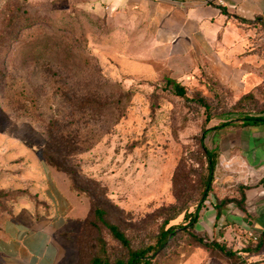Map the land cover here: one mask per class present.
I'll return each mask as SVG.
<instances>
[{
    "label": "rangeland",
    "instance_id": "374dc122",
    "mask_svg": "<svg viewBox=\"0 0 264 264\" xmlns=\"http://www.w3.org/2000/svg\"><path fill=\"white\" fill-rule=\"evenodd\" d=\"M128 20L83 0H0V127L22 129L24 138L40 143L49 119L56 118L61 131L79 135L70 164L79 165L71 189L80 213L55 237V264H88L104 242L113 256L123 254L96 223L97 202L133 248L149 245L165 221L184 224V214L200 204L207 173L202 144L212 149L221 132L238 126L216 129L224 122L264 115V71L248 66L222 79L212 66H160L147 54L141 24ZM166 78L182 86L185 96L175 94ZM215 160V176L222 179L229 170L221 152ZM229 173L241 174L237 168ZM89 180L106 188V198ZM224 182L230 184L221 181L220 193ZM14 190L0 191V216L11 214L19 200L33 202L27 189ZM216 193L204 201L195 225L206 244L214 235L204 214ZM175 233L155 264H206L212 255L224 256L188 241L179 229ZM234 233L232 247L254 246L245 231ZM230 260L241 264L238 256Z\"/></svg>",
    "mask_w": 264,
    "mask_h": 264
},
{
    "label": "crops",
    "instance_id": "0c3cea01",
    "mask_svg": "<svg viewBox=\"0 0 264 264\" xmlns=\"http://www.w3.org/2000/svg\"><path fill=\"white\" fill-rule=\"evenodd\" d=\"M83 1L113 18L126 16L128 22L141 24L149 39L147 54L160 66H212L222 79L232 71H264V0ZM221 133L212 149L222 153L229 172L237 168L242 175L215 176L216 200L213 195L204 217L212 222L213 238L228 241L241 264H264V123ZM22 135V129L0 127V191L27 189L34 196L33 202L19 200L11 214L0 216V264H55V237L79 215L78 197L68 179L41 157L44 142ZM221 181H230L232 190L224 182L227 188L222 186L220 193ZM227 198L236 202H227L215 220L214 204ZM35 199L47 211L41 212ZM236 230L252 233L262 243L256 250L232 247ZM227 259L212 255L206 264H238Z\"/></svg>",
    "mask_w": 264,
    "mask_h": 264
},
{
    "label": "trees",
    "instance_id": "16d2710c",
    "mask_svg": "<svg viewBox=\"0 0 264 264\" xmlns=\"http://www.w3.org/2000/svg\"><path fill=\"white\" fill-rule=\"evenodd\" d=\"M165 82L167 85L172 87L175 94L179 95L180 97L185 96L184 88L180 86L174 79L166 78ZM197 102L200 104L203 103L201 100H197ZM84 108L86 109L85 106ZM233 123L235 125L243 126L264 123V115H247L239 120L224 122L219 126H216V129L231 125ZM59 125L60 120L56 118L49 119L45 129V142L41 150L42 158L48 166L52 167L58 172L64 173L70 183V188L72 187V189L76 190V183L74 178H72L71 173H79V165L78 163H75V166L72 167L70 163L77 154L76 143L78 142L77 138L79 135L77 133L74 134L71 132H63L59 129ZM203 137L204 135L201 137V143ZM202 148L208 162L207 173L204 180H202L200 204L196 207L194 212L184 214L183 219H185L186 222L184 224L169 225L168 222L165 221L164 224L159 228L156 237L150 242L149 245L133 248L124 233L120 231L116 225H113L107 221L105 218V210L102 208V206L98 202L94 203L92 206V212L96 223H99L108 229L113 240L123 248V254L121 256H113L111 251H106L104 242L99 244L100 246H97V249L90 258L88 264H155L156 258L167 249L171 236L176 234V229L181 230L187 236L188 241H191V239H196L199 243L222 253L225 258L230 259L234 256L223 241L218 242L215 238H212L211 243L206 244L202 242L200 237H196L197 231L195 229V225L200 217L199 212L202 209L204 201H206L208 196L212 194L215 182L216 151L214 149H207L203 144ZM89 181L93 183L96 188H99V191H101V197L106 198V188L100 187V184L94 180ZM237 189L239 190L241 187L238 186ZM209 198L212 199L213 195H211ZM216 202L217 203H215L213 206L216 213L215 220L219 218L220 211L227 202H236V200L227 198ZM261 243L262 239L258 237V239L254 242L255 245L253 250H256ZM224 256L218 257L224 258Z\"/></svg>",
    "mask_w": 264,
    "mask_h": 264
},
{
    "label": "built area",
    "instance_id": "2783aa9c",
    "mask_svg": "<svg viewBox=\"0 0 264 264\" xmlns=\"http://www.w3.org/2000/svg\"><path fill=\"white\" fill-rule=\"evenodd\" d=\"M262 193H264V190H262ZM210 201L207 200L206 203H209ZM249 236L252 238V240L256 241L258 239V237L252 233H249Z\"/></svg>",
    "mask_w": 264,
    "mask_h": 264
}]
</instances>
